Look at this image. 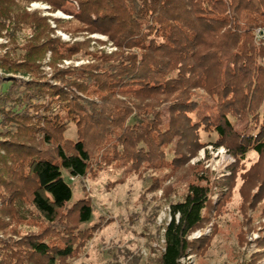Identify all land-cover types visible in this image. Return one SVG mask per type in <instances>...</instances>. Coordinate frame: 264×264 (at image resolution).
I'll return each mask as SVG.
<instances>
[{
    "label": "trees",
    "instance_id": "trees-1",
    "mask_svg": "<svg viewBox=\"0 0 264 264\" xmlns=\"http://www.w3.org/2000/svg\"><path fill=\"white\" fill-rule=\"evenodd\" d=\"M34 2L71 18L29 11ZM258 31L264 0H0V200L9 206L0 215V264H68L92 235L81 227L92 221L87 200L73 204L77 225L67 219L74 192L64 177H85L97 163L92 136L104 163L181 167L207 145L202 132L217 135L215 148L237 132L239 143L228 145L234 157L264 155ZM80 34L107 36L116 50L101 49L99 39L73 41ZM48 53L50 77L42 70ZM65 61L84 63L60 67ZM198 89L209 100L199 104ZM71 123L82 134L76 142L63 139ZM26 197L35 211L27 216ZM209 206L200 182L171 204L158 264H183L203 247V238L189 237L207 224ZM30 214L39 231L8 230L9 218Z\"/></svg>",
    "mask_w": 264,
    "mask_h": 264
},
{
    "label": "rangeland",
    "instance_id": "rangeland-1",
    "mask_svg": "<svg viewBox=\"0 0 264 264\" xmlns=\"http://www.w3.org/2000/svg\"><path fill=\"white\" fill-rule=\"evenodd\" d=\"M28 10L54 18H71L60 10L49 12L50 6L41 2L30 4ZM57 34L64 41L72 40L64 31L59 30ZM85 37L103 41L100 48L107 52L116 50L102 34H80L73 41H82ZM5 42L0 38V43ZM50 55L48 53L42 62L47 77L52 75L48 66ZM82 63L84 61H65L60 67ZM197 98L199 104L209 100L201 89L197 91ZM167 108H163L164 120L174 125ZM81 136L78 127L71 123L63 139L76 142ZM201 137L207 145L189 154L185 165L177 167L175 162L173 167L160 164L149 167L138 161L104 163V149L92 136L91 152L97 160L92 170L82 178H73L64 172L74 192L68 209L74 208L73 204L81 199L87 200L93 209L92 221L81 225L93 228L92 235L86 237L68 264H158L164 250V228L171 220L170 206L183 200L188 186L196 182L209 187L210 206L207 224L189 237L190 240L203 238V247L193 251L184 263L264 264V155L249 150L242 159L234 157L228 145L239 143L237 132L232 133L227 145L219 148L211 144L216 140L215 133L202 132ZM24 202V215L35 212L28 197ZM6 208L9 206L6 203L4 206L0 200V215L6 216ZM76 212L74 208L67 218L72 226L77 225ZM6 222L8 230L19 235L40 230L32 225L31 218L30 221L9 218ZM12 236L17 238V235Z\"/></svg>",
    "mask_w": 264,
    "mask_h": 264
},
{
    "label": "built area",
    "instance_id": "built-area-1",
    "mask_svg": "<svg viewBox=\"0 0 264 264\" xmlns=\"http://www.w3.org/2000/svg\"><path fill=\"white\" fill-rule=\"evenodd\" d=\"M259 40L260 39H262V38H264V31H258V37H257ZM191 256L190 255H188L187 257H184V258H182L181 259V262L183 263V264H185L184 263V261L186 260V259H189Z\"/></svg>",
    "mask_w": 264,
    "mask_h": 264
}]
</instances>
